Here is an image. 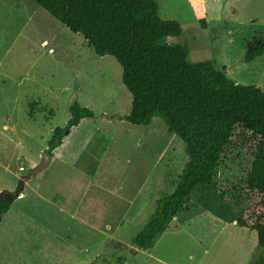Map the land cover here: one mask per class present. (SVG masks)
Masks as SVG:
<instances>
[{
  "label": "rangeland",
  "instance_id": "obj_1",
  "mask_svg": "<svg viewBox=\"0 0 264 264\" xmlns=\"http://www.w3.org/2000/svg\"><path fill=\"white\" fill-rule=\"evenodd\" d=\"M155 1L159 17L181 28L164 43L185 47L189 63L210 62L264 91V54L245 61L264 44V0ZM75 101L93 117L63 139L61 160L23 184L18 215L0 224V263L255 264L260 250L249 227L264 210L247 215L239 192L223 196L214 184L190 193L151 248L134 247L156 200L176 188L184 144L159 118L127 123L131 96L113 57L97 56L33 1L0 0V193H15ZM129 249L135 254L126 258Z\"/></svg>",
  "mask_w": 264,
  "mask_h": 264
},
{
  "label": "trees",
  "instance_id": "obj_2",
  "mask_svg": "<svg viewBox=\"0 0 264 264\" xmlns=\"http://www.w3.org/2000/svg\"><path fill=\"white\" fill-rule=\"evenodd\" d=\"M71 33L80 35L97 56H111L131 96L127 123L144 126L159 118L184 144L188 157L174 191L155 209L133 239L138 250L151 248L170 223L187 209L190 193L214 184L220 195L239 192L244 211L264 210V91L242 86L212 63H189L185 47L163 42L181 34L174 20L158 15L155 0H31ZM264 54V44L246 62ZM70 118L55 128L45 154L51 156L83 118L93 114L75 101ZM11 200L0 199V223ZM254 219V220H253ZM259 257L264 264V219L254 216ZM240 227L246 223L239 221ZM135 254L128 250L126 258Z\"/></svg>",
  "mask_w": 264,
  "mask_h": 264
},
{
  "label": "water",
  "instance_id": "obj_3",
  "mask_svg": "<svg viewBox=\"0 0 264 264\" xmlns=\"http://www.w3.org/2000/svg\"><path fill=\"white\" fill-rule=\"evenodd\" d=\"M51 163V156L43 154L41 156V160L30 170V172L22 179L21 184L19 185V188L15 191L14 194H0V199L5 200H14L17 197H19L21 191L23 190V184L32 179L35 178L37 174H39L43 169L47 168L49 164Z\"/></svg>",
  "mask_w": 264,
  "mask_h": 264
},
{
  "label": "crops",
  "instance_id": "obj_4",
  "mask_svg": "<svg viewBox=\"0 0 264 264\" xmlns=\"http://www.w3.org/2000/svg\"><path fill=\"white\" fill-rule=\"evenodd\" d=\"M80 123H81V121H80ZM80 123L76 126V127H74L75 129L76 128H78L79 127V125H80ZM73 128V129H74ZM72 129V130H73ZM72 130H71V132H72ZM71 132H70V134H71ZM69 134V135H70ZM68 135V136H69ZM67 136V137H68ZM67 137H65V138H67ZM61 145H62V143H61ZM60 145V146H61ZM58 149L59 148H56L54 151H52L53 152V154L51 155V163L49 164V165H51L53 162H55V161H59V160H61V158L59 157V152H58ZM22 192V191H21ZM0 194H2V193H0ZM22 197H23V193H20V195H19V197H17L16 199H14L13 201H12V203H11V205H10V207H9V209H8V211L3 215V217H2V220H1V223H2V221H3V219L5 218V217H7L10 213H13V215L14 216H17L18 214V212H16L18 209H17V207H18V204H16L18 201H21V200H19V199H22ZM37 197L39 198V199H41V200H49V199H47V197H45V195H41V194H39V193H37ZM13 209L15 210L16 209V211L15 212H13ZM71 216H74V215H72L71 214ZM0 223V224H1ZM44 231H46L47 233H50V234H52V231L49 229V228H47V227H45V230ZM53 234H55V232L53 233ZM0 264H4V263H0Z\"/></svg>",
  "mask_w": 264,
  "mask_h": 264
}]
</instances>
